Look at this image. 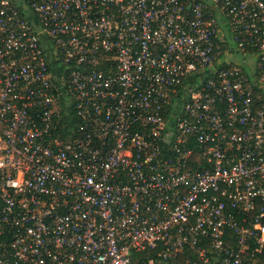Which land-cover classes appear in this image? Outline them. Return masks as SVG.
Here are the masks:
<instances>
[{
	"label": "built area",
	"instance_id": "2783aa9c",
	"mask_svg": "<svg viewBox=\"0 0 264 264\" xmlns=\"http://www.w3.org/2000/svg\"><path fill=\"white\" fill-rule=\"evenodd\" d=\"M262 252L264 0H0V264Z\"/></svg>",
	"mask_w": 264,
	"mask_h": 264
},
{
	"label": "trees",
	"instance_id": "16d2710c",
	"mask_svg": "<svg viewBox=\"0 0 264 264\" xmlns=\"http://www.w3.org/2000/svg\"><path fill=\"white\" fill-rule=\"evenodd\" d=\"M227 235H228V233H227ZM253 248L254 247L251 245L250 250H252ZM250 264H264V252L257 254L255 259H254V263L251 262Z\"/></svg>",
	"mask_w": 264,
	"mask_h": 264
},
{
	"label": "rangeland",
	"instance_id": "374dc122",
	"mask_svg": "<svg viewBox=\"0 0 264 264\" xmlns=\"http://www.w3.org/2000/svg\"><path fill=\"white\" fill-rule=\"evenodd\" d=\"M242 59V56L241 55H237L233 58V60H236V61H241ZM248 60H250V63L252 64L254 61L252 58H248Z\"/></svg>",
	"mask_w": 264,
	"mask_h": 264
}]
</instances>
